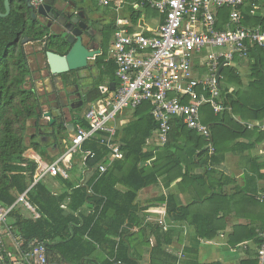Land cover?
Returning a JSON list of instances; mask_svg holds the SVG:
<instances>
[{"label":"trees","instance_id":"1","mask_svg":"<svg viewBox=\"0 0 264 264\" xmlns=\"http://www.w3.org/2000/svg\"><path fill=\"white\" fill-rule=\"evenodd\" d=\"M229 11L228 8L218 11L217 29L224 28ZM28 13L21 3L13 2L9 14L0 16V206L11 207L8 222L13 226V234L21 240L20 249L25 252L43 243L48 264H138L145 247H150L149 264H198L191 261L183 263L177 254L168 251L166 247L173 242L172 231L162 225L145 223L144 219L150 213L160 212L159 206L164 203L171 220L187 221L194 225L199 238L212 239L226 227L225 216L218 215L219 210L224 209L217 208L213 213L202 210L218 193L209 188L208 194L198 195L185 204H179L173 196L163 195L141 204L137 195L144 187L157 184L163 178L167 179V184L180 179L177 183L180 187L189 181L196 184L204 178L205 182L210 180L207 177L214 175V170L206 161H212L213 154L208 155L205 145L212 142L217 153L220 142L233 138L226 131L219 130L228 125L227 117L231 111L235 112L231 96L220 91L225 109L215 115L206 104L211 109L210 118L201 120L210 126V137L200 136L188 129L180 119L172 118L167 142L151 150L144 148L145 141L157 123L150 114V104L144 101L133 109L131 120L118 131V137L124 144L123 159L111 162L104 172H100L96 165L103 161L107 149L97 139L89 138L82 144L80 156L82 158L86 150L93 152V156L83 158V168L93 169V173L85 184H76L70 178L61 177L66 189L54 193L42 179H37L49 164L46 138L41 139L35 133L31 134L28 144L24 139L31 120L37 117L38 98L34 89L28 86L31 73L28 53L20 42L22 36L41 42L51 40L54 35L50 36L39 21L30 20ZM243 15L244 24L264 26V17L250 19L249 10H243ZM103 31V52L96 59L98 64L107 55L106 50L116 27L108 24ZM262 49L254 47L250 53H260ZM47 50H55L52 43L45 46L44 51ZM108 65L113 81H117L115 65L112 61ZM231 72L225 66L220 75L225 80ZM100 97L98 88H95L89 101ZM243 104L254 110V117H261L258 110L263 107L256 109ZM228 108H232L230 112ZM80 124L87 127L86 120H81ZM229 126L246 130L237 124ZM57 132L64 136L66 128L58 125ZM49 136L53 144H58L54 133ZM199 167L203 169L202 173L196 172ZM257 167L260 169V164ZM209 182L208 185L212 187ZM23 193L38 213L37 218L29 209L24 211L22 204L15 203ZM246 199L251 208L262 205L251 196H246ZM61 205H65V208ZM235 207L239 209L238 200ZM260 220L264 221V217ZM135 227L138 231L133 230ZM148 227L154 238L152 245L146 232ZM246 227H233L229 235L231 245L236 246L250 239L260 243L255 227ZM191 252L190 248L184 249V254ZM247 264H257L256 252L255 261H247Z\"/></svg>","mask_w":264,"mask_h":264},{"label":"built area","instance_id":"2","mask_svg":"<svg viewBox=\"0 0 264 264\" xmlns=\"http://www.w3.org/2000/svg\"><path fill=\"white\" fill-rule=\"evenodd\" d=\"M45 0H31L37 9ZM108 5L110 0H98ZM247 0H148L149 6L164 14V20L150 36L129 33L126 22L116 19V31L108 55L115 64L117 83L113 90L91 103L84 117L87 127L77 125L68 139L63 140L64 152L45 171L51 176H66L72 155L82 151V144L96 138L107 149L106 162L98 164L100 172L107 162L123 159V143L116 139V119L126 110H133L144 101L150 104V114L157 127L145 144L164 145L168 140L170 121L180 119L200 136L210 137V126L200 118V106L209 105L214 113L225 109L222 103L217 70L229 65L234 58L244 57L251 48H264V26L246 25L240 6ZM251 14L261 0H249ZM116 9L120 6L115 2ZM229 8V23L225 29L216 28L218 10ZM204 68L205 71L201 69ZM247 128L264 129V123L246 122ZM208 154H214L212 142L205 145ZM84 156H93L86 150ZM38 162V161H36ZM256 199L264 201V193ZM15 203L22 204L37 218L38 213L19 195ZM65 208V205H61ZM11 207L0 206V264H48L46 249L39 243L23 252L21 240L12 232L8 222ZM257 264H264V228L258 232ZM7 238V239H6ZM17 253L8 248V242Z\"/></svg>","mask_w":264,"mask_h":264},{"label":"crops","instance_id":"3","mask_svg":"<svg viewBox=\"0 0 264 264\" xmlns=\"http://www.w3.org/2000/svg\"><path fill=\"white\" fill-rule=\"evenodd\" d=\"M77 1L79 2V4L76 2V0H53L51 3H46L50 5L51 9H54L56 12H58L59 16L61 14H64L66 16L68 14H71L72 9L80 10L83 15L86 16H99L98 21L100 22H95V28L98 32H101L100 40L102 43L104 39V27H106L108 24L114 25L116 27L117 18H120L126 22V24L123 26L129 33H138L143 34L144 36H150L158 27V25L161 24L164 20V14L149 6L148 0H110V3L108 5H105L111 10V14L109 15L99 12L100 8L98 6L104 5L99 4L98 0ZM13 2H17L19 4L21 3L28 10L30 20L35 19L36 15L34 17L32 16L31 9L26 5L25 0H11L9 3L10 10L11 4ZM115 2H119L118 5L120 7L117 9ZM95 3H97L98 6H96ZM251 4L252 2L247 0L243 5L240 6L243 20L245 19L243 10H249V15L251 17L250 19L263 18L264 0H261L259 2V8L255 11V14H251L250 12L252 8ZM95 7L98 8L97 11ZM68 9H70L71 11ZM5 11L4 0H0V12L5 13ZM48 14H50L49 11H47V15ZM132 14H135L133 18ZM41 16L46 17L45 15ZM51 18L52 20H55L56 18H58V16ZM36 19L42 25H44L45 30H47L50 35V33L52 32L44 23V19L39 16H37ZM60 23L63 25L64 22L60 20ZM228 23L229 18L228 21L225 22L223 29L227 28ZM64 29L67 30L65 26L63 30ZM113 35L114 34H112L111 36L109 47L112 42ZM24 37L28 36H22L21 40L24 39ZM39 43L40 42L38 41H31L29 37L28 41L21 43L28 53L30 70L31 66L34 65L32 63L33 59L31 60V58L38 57L40 52H42L41 47L43 45L41 44L40 46ZM27 49L29 50L27 51ZM108 50L109 48L107 49V55L105 56L103 62L101 64H98L97 69L91 72V74L95 76H91V78L85 82V85H83L85 87L83 92L86 93L85 106L82 107L80 112L71 111L72 113L69 120H67L66 122L64 121L63 125H58L66 128V125L72 122L74 123V129L77 125L82 126L80 124V121H85L84 115L89 109L91 103L95 101H89L94 89L98 88L101 97H103L109 91H111L110 83H114L115 87L117 81H113L111 77V70L109 69L108 63L112 60L109 58ZM250 50L246 56L241 58L236 56L234 60L229 65H227L232 72L227 76L225 80H223V77H221V75L219 78L220 91L222 90L223 92H225V94L231 96V100H233L234 103L233 108L235 109V112H232V108H228V111H231V115L227 117L228 125H224L223 128L219 130L226 131V133L233 136V138L228 139V141L225 140L220 142L217 145L219 149L217 153L219 154L216 153L215 149V153L212 155V161L210 159H208V162L206 161V163L214 170V175L209 178L207 177L208 180L210 179V182H205L206 178H204L199 180L198 183L196 182V184H193L189 181L190 183L187 182L180 187L177 184L180 179H176L171 184H167V179L165 180L163 178L162 180H159L157 184H152L144 187L138 192L137 195V199L141 204L152 202L156 197L161 195L173 196L179 204H185L188 200L199 197L198 195L208 194L210 192L209 188H211L213 192L218 193L214 195V198H212L209 204L204 207L202 211L213 213L217 208L224 209L219 210L218 215L225 216L226 227L209 240L199 238L194 225L190 224L189 222L171 220L165 211L164 203L159 206L161 210L160 212L150 213L145 217V223L147 222L151 225L156 226L162 225L165 229L172 231L173 242L172 244L168 245L166 249L168 251H171L172 253L177 254L183 263H185L186 261H191L197 262L198 264H247V261H255L257 243L254 241V239L245 240L236 246H233L229 243V235L232 232L234 226H254L256 232H259L264 228V221L260 220L262 219V217H264V201H259L260 203H262L260 207L258 205L255 208H251L249 205H247L248 201L246 199V196H251L252 198L256 199L259 194L264 193V129H259L257 127L247 128L244 125L246 122H255L260 124L264 123V48L260 51V53L254 51L250 53ZM33 68H35V65ZM201 70L205 71L204 68H202ZM32 86L33 85L31 84L29 87ZM237 99L239 100V103L236 102ZM243 103H245L246 105H250L256 109L263 107L262 109L258 110L260 111L258 114L261 115V117H254V110L248 109L246 106H244ZM39 107L40 104L38 102V107L36 108L37 117L31 120V124L34 129H36L39 135L43 136L45 134L48 137L47 139H45V143L49 145L47 148V152L50 155V159H48L47 161L49 162V164H51L63 154V140L68 139L70 134L74 130L72 132H67L66 130V135H62V137H56L58 139V144H53V140L49 136L50 132H47L49 129H51V125L49 124L48 119L42 118ZM200 108V118H204L205 120L209 119L211 109L206 104L200 106ZM83 110H85L84 115L81 116L80 114ZM132 111L133 110H126L119 116L120 120L124 121L123 124L118 123L119 117L116 119L117 140H120L118 137V131H120V129L131 120ZM212 113L213 115L216 114L214 112ZM42 120H47L46 126L48 125L49 128H46V132H43V130H39L44 128ZM234 124H237L239 127H244V129L246 130H240L239 128L232 129V127L230 128L229 125L232 126ZM158 146L159 145L156 144H145L144 148L151 150ZM208 155L211 156L210 154ZM106 156L103 158V161H100L99 163L106 162ZM83 158L84 154L81 158L80 151H77L75 155H72L71 164L65 169L66 176H51L46 173L39 179H42L43 182L48 186V188H50V190L54 193H61L66 189V183L63 182L61 177L70 178L72 182L76 184H85V181H87V179L93 173V169L83 168ZM110 163L111 162H107L108 165ZM98 164L96 165V167H98ZM257 164H260V169L257 167ZM196 172L202 173L203 169L199 167L196 169ZM208 182L212 184V187L208 185ZM226 196L230 197L228 198L229 201L226 199ZM237 200L239 203V209H236L235 207ZM85 206L88 207L87 204ZM133 230L138 231V228L135 227ZM150 230L151 228H146L150 245H152L154 243V238ZM7 242L8 248L11 249V251L17 253L15 247L11 244V242ZM185 248L192 249L191 254H184ZM149 252L150 247H145L143 256L138 264H149Z\"/></svg>","mask_w":264,"mask_h":264},{"label":"flooded vegetation","instance_id":"4","mask_svg":"<svg viewBox=\"0 0 264 264\" xmlns=\"http://www.w3.org/2000/svg\"><path fill=\"white\" fill-rule=\"evenodd\" d=\"M52 1L53 0H45L44 3H46V2L51 3ZM37 9L33 8L34 11H37ZM95 9H96V11L98 10L97 7H95ZM68 10H70V9H68ZM80 12H81L80 10L72 9L71 14L67 15L69 17L66 16L67 19H66V21H64L63 25L60 23L61 19L56 18L55 20H52V18L49 16V14L46 15V17H44V16L39 15L38 12H36V16H35L34 20H37L36 19L37 16L43 18L44 23L46 24V26L49 27L50 31L52 32V33H50V36L54 35V38H52L51 40H47V41H45V40L41 41L39 44H40V46H41V44L43 45L41 47L42 52H40L38 57H36V58L32 57L31 58V60L33 59V62H34L33 64L35 65V68H33L34 65L31 66V69H32L31 73L32 72L35 73V77H34L35 79L44 80L45 79L44 77L47 76V75H45V73H44V75L42 74V71L45 70V63H44L45 59L42 56L43 55L42 53L45 52L44 49H45V46L47 44L52 43L53 47L55 48V50H52L53 52H56V53L61 54V55L66 54L70 45H68V43L64 39V36L66 35V31H65V29L63 30V28H64V26L66 27V25L69 26L68 25L69 20L72 17H78ZM79 20L83 21V23L87 24L86 31H84L83 34L81 35L82 45H84L85 47H88V46H90L89 44H93L94 45L93 51H100V52L95 53L92 56V58L88 59V65L84 69L79 70V71H70V72L62 74L61 75L62 81H60V82L59 81L55 82L53 79L56 76H51V79L53 80L52 84H53V89H54V91L52 93H46L47 90L51 89V87L49 88L45 84L40 89V91L42 93L41 97L45 96L49 99L47 104L50 106V109H51L53 115L57 118V120L60 119V116H61L63 118V121H65V122L67 120H69L70 115L72 113L71 111L80 112L82 107L85 106L86 93L83 92L85 87L79 86L76 89V86H74L77 83V79H76L77 76H79V77L90 76V78H91V76L94 77L95 75H92L91 72H93V70L97 69L98 62L96 61V59L102 54V51H103L102 42L100 40L101 32L100 31L98 32L97 29L95 28V22H100V21H98L99 16L91 17L90 15L89 16L83 15V17L80 18ZM82 26H84V25L82 24ZM87 31H89L91 33V36H86ZM93 41H94V43H93ZM28 64H29V62H28ZM31 73H30V76H31ZM41 75H43L44 77H42ZM30 76L28 77V86H30V84H32V85L34 84V80L29 79ZM68 79L73 81L72 86L68 87L71 92L67 96H64L62 91H57L56 89L60 88L61 84L62 83L64 84L65 82H67ZM82 82H81V84H82ZM32 88L36 92L34 85L32 86ZM81 88H82V90H81ZM44 122H45V124H47L46 121H44ZM45 124H44V128L39 129L40 131L43 130V132H46V128H49L48 125L46 126ZM58 124H60V123H58L56 121L54 123V126H52V127L50 126L51 129H49L47 132L54 133V137H59V136L62 137L60 132H57ZM61 125H63V123Z\"/></svg>","mask_w":264,"mask_h":264},{"label":"water","instance_id":"5","mask_svg":"<svg viewBox=\"0 0 264 264\" xmlns=\"http://www.w3.org/2000/svg\"><path fill=\"white\" fill-rule=\"evenodd\" d=\"M11 0H4L5 5V13L0 12V16L4 17L9 13L10 10V3ZM26 5L31 9V14L34 17L36 15V11L33 10L30 4V0H25ZM47 11L50 12L49 16L56 17L58 16L59 19H61L63 22L66 21L67 16L64 14L58 15V12H56L54 9H51L50 5L47 3L41 4L37 12L41 15H47ZM83 17V13L81 12L78 17H72L69 20V26L66 25L67 30L66 35L64 36L65 41L70 45L68 51L66 54L61 55L56 52H53L51 50H47L44 53H42L44 57V63H45V70L42 71V74L47 75L44 77L45 79H37L34 80V87L36 90V94L38 96V102L40 104L39 110L41 111V116L44 119H48V122L50 125H52L54 122H58L60 124H64L63 118L60 116V119L57 120V118L53 115L50 106L47 104L49 99L47 97H41L42 93L40 91L41 87L45 84L47 87H51L50 90H47L46 93H52L54 91L53 89V80L55 82L62 81V74L70 72V71H79L87 67L88 65V59L92 58V56L95 53H99L100 51H93L94 45L91 44L88 47H85L82 45L81 42V35L84 31L87 29V24L83 23V21H80L79 19ZM82 24L84 26H82ZM86 36H91V33L89 31L86 32ZM28 41V37H24V39L21 40L22 43ZM94 43V41H93ZM222 69V64H220L217 74L219 75L220 71ZM32 71V69H31ZM51 76H56L53 80L51 79ZM35 73H31V76L29 79H35ZM77 83L74 85L76 86V89L79 86L85 85V82L90 79V76H83L79 77L77 76ZM84 80V81H83ZM83 81V82H82ZM82 82V84H81ZM73 81L69 80L65 82L64 84H61V87L56 89L57 91H62L64 96H67L71 91L68 88L69 86H72ZM31 85V84H30ZM220 87V85L218 84ZM111 90L114 89V83H110ZM38 110V112H39ZM67 132H72L74 130V123L70 122L66 125ZM67 264V263H65Z\"/></svg>","mask_w":264,"mask_h":264},{"label":"rangeland","instance_id":"6","mask_svg":"<svg viewBox=\"0 0 264 264\" xmlns=\"http://www.w3.org/2000/svg\"><path fill=\"white\" fill-rule=\"evenodd\" d=\"M76 2L79 4V2L76 0ZM95 5L96 6H98V4L97 3H95ZM100 9H99V12H101V13H105V14H111V10H110V8L109 7H107V6H98ZM28 47V46H27ZM29 49H27V51H28ZM106 52H107V50H106ZM32 57V56H31ZM30 57V58H31ZM32 63H34L33 61H32ZM33 65V64H32ZM84 111L85 110H83L82 111V113L80 114L81 116H83L84 115ZM44 121H47V120H42V123H44L45 124V122ZM123 120H120V117L118 118V123L119 124H123ZM46 125V124H45ZM35 133H37V131H36V129H34V127L32 126V124H30L29 125V127H28V130H27V132H26V134H25V136H24V139H25V142H26V144H28L29 143V141H30V136H31V134H35ZM45 135V134H44ZM41 136L40 135V138H42V139H44V138H48L46 135L45 136ZM75 155V154H74ZM23 206V205H22ZM23 209H24V211L26 210V208L23 206ZM28 212H26V214H27Z\"/></svg>","mask_w":264,"mask_h":264}]
</instances>
